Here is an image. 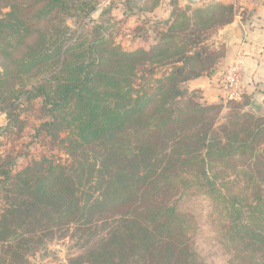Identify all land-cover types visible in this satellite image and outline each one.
Masks as SVG:
<instances>
[{
	"label": "trees",
	"instance_id": "obj_1",
	"mask_svg": "<svg viewBox=\"0 0 264 264\" xmlns=\"http://www.w3.org/2000/svg\"><path fill=\"white\" fill-rule=\"evenodd\" d=\"M102 1L0 0L10 153L29 128L17 158L0 154V264H31L64 240L67 264H264V116L219 132L223 103L185 87L223 73L226 47L212 39L234 6L197 9L192 27L171 14L149 50L128 52L113 27H89Z\"/></svg>",
	"mask_w": 264,
	"mask_h": 264
},
{
	"label": "rangeland",
	"instance_id": "obj_2",
	"mask_svg": "<svg viewBox=\"0 0 264 264\" xmlns=\"http://www.w3.org/2000/svg\"><path fill=\"white\" fill-rule=\"evenodd\" d=\"M218 2L223 3L220 0H202L199 5L194 6L184 0H143L140 2L139 7L133 6L134 8L132 9L131 0H103L95 12L91 14L90 19H88L87 22H90L89 27H94L95 25L100 27H113V29L107 34L117 45L121 46L124 51L131 52L139 48L149 50L156 42L155 27H162L161 23L168 20L171 14L175 13L177 15H182L184 13L186 19L188 18L191 20L190 26L192 27L196 21L195 12L197 9H206L212 3ZM152 9L154 11H149ZM218 20L217 24L221 23L222 19L220 17H218ZM69 25L71 27H76L72 20L69 21ZM208 27L217 26L209 25ZM219 33L220 31H218L212 41L216 46L225 48V44L223 43V40H221ZM221 103H223L224 108L217 126L219 132L222 130L223 126H229L230 121L242 115L243 112L250 113V110H248L249 106H245V99L243 97L237 101H228L221 98L218 104ZM256 116L261 117V115ZM6 124L7 116L0 110V129L4 128ZM28 130L29 128H26L24 133H20L19 137L15 139L14 143L16 144V151L12 153L9 151L10 144L6 143L7 138H5L0 132V154H2L1 156L4 159V162H12L13 158H17L18 154L22 153L21 146L24 141L28 140ZM68 134L69 132H63L61 137L66 139ZM44 149H50L45 152V154L48 157L53 158L55 161L63 164L70 163L69 157L63 151L55 148L53 144L50 145V143H48V146ZM40 150L41 148L33 150V153L39 155L38 153ZM19 162L23 163L20 157ZM5 206V199L0 196V211ZM69 245V241L67 240L53 242L50 244L48 252L46 254H38L31 260V264H67ZM205 248L206 251L204 256L211 257L212 260H215V249L211 246ZM219 263L223 264V262Z\"/></svg>",
	"mask_w": 264,
	"mask_h": 264
},
{
	"label": "crops",
	"instance_id": "obj_3",
	"mask_svg": "<svg viewBox=\"0 0 264 264\" xmlns=\"http://www.w3.org/2000/svg\"><path fill=\"white\" fill-rule=\"evenodd\" d=\"M220 1L233 5L235 9L233 22L219 33L227 51L220 68L225 71L239 54L245 57V94L252 96L251 103L258 94L263 95L261 111L255 110L251 105L248 110L255 115L264 116V0ZM218 78L219 73L212 77L203 76L189 81L185 87L189 91H200L206 104H218L222 98L217 88Z\"/></svg>",
	"mask_w": 264,
	"mask_h": 264
},
{
	"label": "built area",
	"instance_id": "obj_4",
	"mask_svg": "<svg viewBox=\"0 0 264 264\" xmlns=\"http://www.w3.org/2000/svg\"><path fill=\"white\" fill-rule=\"evenodd\" d=\"M245 62V57L239 54L226 70L219 74L217 84L223 99L237 101L245 94L247 87L244 78Z\"/></svg>",
	"mask_w": 264,
	"mask_h": 264
},
{
	"label": "water",
	"instance_id": "obj_5",
	"mask_svg": "<svg viewBox=\"0 0 264 264\" xmlns=\"http://www.w3.org/2000/svg\"><path fill=\"white\" fill-rule=\"evenodd\" d=\"M185 2H188L191 5L197 6L199 5L202 0H184ZM263 95L262 94H258L255 99L252 101L251 106L257 110V111H261V109L263 108Z\"/></svg>",
	"mask_w": 264,
	"mask_h": 264
}]
</instances>
